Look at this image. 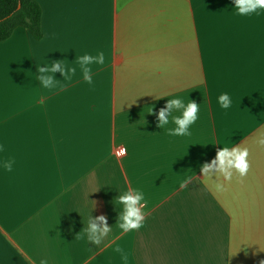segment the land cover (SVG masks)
Masks as SVG:
<instances>
[{"label": "crops", "instance_id": "obj_1", "mask_svg": "<svg viewBox=\"0 0 264 264\" xmlns=\"http://www.w3.org/2000/svg\"><path fill=\"white\" fill-rule=\"evenodd\" d=\"M36 1L42 38L19 27L0 42V264H261L264 12L241 17L234 0ZM100 51L91 85L78 66L56 91L36 79L37 64ZM173 98L200 104L190 136H169L171 117L157 127ZM241 145L247 176L203 179L218 149ZM129 189L147 215L123 232L116 198ZM100 215L111 227L100 245L75 239Z\"/></svg>", "mask_w": 264, "mask_h": 264}, {"label": "clouds", "instance_id": "obj_2", "mask_svg": "<svg viewBox=\"0 0 264 264\" xmlns=\"http://www.w3.org/2000/svg\"><path fill=\"white\" fill-rule=\"evenodd\" d=\"M234 9L236 14L241 17H250L254 14H260L264 12V0H234ZM105 54L103 51L98 52L96 55L85 53L81 56H76L74 63H69L65 60H56L51 63H44V66L40 64L36 65L37 76L40 86L49 91H56L62 89L63 85L61 81L71 83L73 77L77 73V66L79 67L80 74L83 80L91 85L93 83V73L96 66L97 69L105 66ZM59 72L63 79L58 80L54 74ZM220 106L224 109H228L231 106V99L227 93H222L218 97ZM200 104H197L194 100H190L187 105L181 98L168 99L164 108L159 110L157 119L160 129L165 128L171 122L175 127L167 128V134L173 137L190 136V127L195 124L198 119ZM182 110V111H181ZM181 111L180 115H173V112ZM152 112V111H151ZM260 143L264 145V140ZM0 150L3 147L0 146ZM249 149L241 146H223L216 152L215 158L210 163H204L201 165V172L203 179H211L213 175L223 176L226 180H231L234 173L243 178L247 176L251 169V163L249 160ZM15 163L14 158H10L4 161L3 167L5 171L11 172ZM193 180L192 176H187L180 183V189L188 187L190 181ZM117 203L122 206L118 217V226L123 232L139 231L145 226L146 212L143 210L147 205L145 201L144 193L139 189H129L123 194H120L116 198ZM111 231V227L107 224V218L104 215H100L96 218L90 216L87 228H83L79 232L75 239H82V232L87 234V239L94 245H100L103 238ZM114 253L120 255V258L124 261L128 260V254L117 245L114 248ZM40 264H47L46 260H42ZM264 264V261L261 262Z\"/></svg>", "mask_w": 264, "mask_h": 264}, {"label": "trees", "instance_id": "obj_3", "mask_svg": "<svg viewBox=\"0 0 264 264\" xmlns=\"http://www.w3.org/2000/svg\"><path fill=\"white\" fill-rule=\"evenodd\" d=\"M42 10L36 0H0V42L8 40L19 27L42 38Z\"/></svg>", "mask_w": 264, "mask_h": 264}, {"label": "built area", "instance_id": "obj_4", "mask_svg": "<svg viewBox=\"0 0 264 264\" xmlns=\"http://www.w3.org/2000/svg\"><path fill=\"white\" fill-rule=\"evenodd\" d=\"M118 152H119L120 154H123L124 150H123V149H119Z\"/></svg>", "mask_w": 264, "mask_h": 264}]
</instances>
